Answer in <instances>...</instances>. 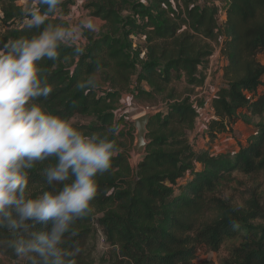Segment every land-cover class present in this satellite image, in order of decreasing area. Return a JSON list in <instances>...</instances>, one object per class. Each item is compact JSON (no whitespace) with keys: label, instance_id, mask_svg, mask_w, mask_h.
<instances>
[{"label":"trees","instance_id":"16d2710c","mask_svg":"<svg viewBox=\"0 0 264 264\" xmlns=\"http://www.w3.org/2000/svg\"><path fill=\"white\" fill-rule=\"evenodd\" d=\"M18 1L0 0V22L7 30L0 34V47L32 34L22 26ZM148 1L90 0L93 16L105 22L103 33L97 38L86 35L82 55L62 48L60 60L41 62L53 87L41 102L64 118L93 116L94 124L76 126L89 133L112 130L110 138L118 148L110 172L98 177L93 211L76 222L78 235L67 236L63 246L73 252L74 264H196L200 252L219 253L227 240H239L221 264H264V206L259 197L255 194L240 207L221 192L234 172L250 177L264 173V90L256 92L264 86L259 59L264 54V0H225L222 7L199 0ZM74 4L63 0L51 20L59 22L57 16H67ZM135 36L144 39L143 48H134ZM220 40L224 85L211 101L213 118L205 134L215 141L232 134L238 123L249 127L251 118L260 121L236 152H196L189 133L196 132L198 110L173 84L185 79L190 93L204 88L214 55L211 43ZM93 73L103 84L85 94L77 82ZM134 84L135 100L162 104V112L150 122V145L138 168L119 139L122 120H116L111 107ZM47 164L30 173L33 196L47 190L42 171ZM17 235L0 229V264L1 257L29 264L8 247ZM100 236L106 244L98 255Z\"/></svg>","mask_w":264,"mask_h":264},{"label":"clouds","instance_id":"9594fccd","mask_svg":"<svg viewBox=\"0 0 264 264\" xmlns=\"http://www.w3.org/2000/svg\"><path fill=\"white\" fill-rule=\"evenodd\" d=\"M62 3L30 0L22 26L32 34L0 47V229L18 234L8 247L29 264H74L64 241L78 235L76 222L93 211L98 177L110 172L118 153L112 130L86 132L41 102L53 92L41 62H57L62 48L82 55L86 34L98 33L102 24L80 10L84 0H75L70 17L53 22ZM76 86L87 94L99 79L93 73ZM46 161L47 190L33 196L30 173Z\"/></svg>","mask_w":264,"mask_h":264},{"label":"rangeland","instance_id":"374dc122","mask_svg":"<svg viewBox=\"0 0 264 264\" xmlns=\"http://www.w3.org/2000/svg\"><path fill=\"white\" fill-rule=\"evenodd\" d=\"M130 2H142L144 4H149L148 0H129ZM199 2L203 3H210L215 4L218 2V6L222 7L225 0H199ZM30 3V0H19L17 2L18 6H22L26 8ZM90 4V0H84L83 5L81 6L80 10L83 13L93 15V11L88 8ZM75 5V4H74ZM73 5V6H74ZM70 7V12L67 16H57V18L62 17H70L72 15V8ZM124 16L128 15V12L125 11L122 13ZM2 12L0 10V16ZM101 20V19H100ZM102 21V20H101ZM17 24V23H16ZM105 22L102 21L100 26V31L98 33H87L86 35L93 36L95 38L99 37L104 30ZM7 31L0 22V34ZM134 48H143L144 39L139 36H135L132 38ZM84 47L86 49L88 45V40L83 42ZM222 41L220 40L218 43L213 42L211 43L214 55L210 60V65H208L207 71V85L203 90L196 89L194 92L190 93L188 86L185 82V79H182L180 82H176L173 84V87L177 89L178 94L182 95L183 97H189L190 101L196 105L197 110L200 112V117L197 120V128L196 132L189 133V139L193 148L196 152H210L214 154H229L232 152H236L240 149L242 145L247 143L248 138L251 136L252 133L255 132V125L260 121L258 117L251 118L252 123L251 125L245 126L243 123H238L235 125L234 132L232 134H225L217 138V140L213 141L206 136V126L207 122L205 119H208L210 116L206 113L205 109L203 108L200 110L202 106H206L211 103L212 97L216 94L217 90L221 88L223 84V67L226 65V62L223 58L220 57V45ZM260 62L264 64V54L259 57ZM99 83L103 84V78L98 75ZM143 88H147L145 84L142 86ZM135 84L130 88L128 92L122 93L120 97H118L114 102L111 103V107H113L112 112L115 115L117 121H121V127L119 129V134L121 138V142L125 145L124 150L129 153L132 152V148L135 142L134 134L135 129L133 127L132 119L142 113L151 112L153 110L162 109V104L159 103L155 106L146 105L138 102L135 100ZM261 90H264V86L259 88L257 93ZM253 92H250V96H254ZM103 95V93H101ZM100 94V95H101ZM206 116V117H205ZM76 123H83L87 125L94 124L95 118L91 115L85 117H77L74 119ZM131 158V157H130ZM132 160V159H131ZM133 163V161H132ZM221 192L225 199L232 200L234 205L243 207L245 202L249 200L255 194L259 197L262 205L264 206V173L257 175V176H246L240 172H234L230 175L226 182L221 186ZM97 239V254L101 255L104 252V248L101 246L100 242ZM240 243L239 240H227L224 245L222 246L221 252L215 253L211 251H203L200 252L199 259L196 261V264H201L204 261H213L214 264H221L222 258L226 256L228 250L233 246H238ZM4 264H25L23 260L19 262H10L5 258H2Z\"/></svg>","mask_w":264,"mask_h":264},{"label":"water","instance_id":"95a60500","mask_svg":"<svg viewBox=\"0 0 264 264\" xmlns=\"http://www.w3.org/2000/svg\"><path fill=\"white\" fill-rule=\"evenodd\" d=\"M162 112V109L153 110L151 112L142 113L132 119L135 129V142L130 153L135 168H138L139 163L145 158L147 149L150 145L148 139L150 122Z\"/></svg>","mask_w":264,"mask_h":264},{"label":"crops","instance_id":"0c3cea01","mask_svg":"<svg viewBox=\"0 0 264 264\" xmlns=\"http://www.w3.org/2000/svg\"><path fill=\"white\" fill-rule=\"evenodd\" d=\"M215 4H217L218 5V2H215ZM219 50H221V45H220V49ZM212 58V57H211ZM211 58H210V60H211ZM210 60H209V65H210ZM225 61V60H224ZM208 80V79H207ZM207 80H206V83H205V86H204V88L206 87V85H207ZM201 90H203V89H201ZM215 96V95H214ZM213 96V97H214ZM213 97H212V99H213ZM212 101V100H211ZM199 108H201L200 110H202L203 108L205 109V111H207L206 113L210 116L208 119H206V118H203V119H205L206 120V122H207V124H208V122L213 118V111H212V106H211V103H209L208 105H206V106H202V107H199ZM198 114H199V117H200V112L198 111ZM206 117V116H205ZM199 119V118H198ZM238 125V124H237Z\"/></svg>","mask_w":264,"mask_h":264},{"label":"built area","instance_id":"2783aa9c","mask_svg":"<svg viewBox=\"0 0 264 264\" xmlns=\"http://www.w3.org/2000/svg\"><path fill=\"white\" fill-rule=\"evenodd\" d=\"M202 89H203V88H202ZM195 106H196V105H195ZM196 107H197V106H196ZM99 242H100V244H101L102 247H104L105 244H106L105 239H104L103 236H100Z\"/></svg>","mask_w":264,"mask_h":264}]
</instances>
